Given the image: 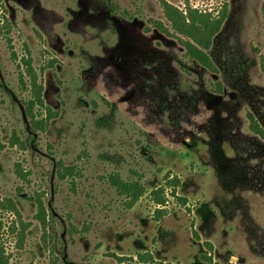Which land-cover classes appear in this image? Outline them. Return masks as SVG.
Returning <instances> with one entry per match:
<instances>
[{"label":"rangeland","instance_id":"374dc122","mask_svg":"<svg viewBox=\"0 0 264 264\" xmlns=\"http://www.w3.org/2000/svg\"><path fill=\"white\" fill-rule=\"evenodd\" d=\"M165 3L225 11L214 69ZM0 22V195L29 227L19 248L0 218L10 264H264V0H0ZM113 173L146 187L132 207Z\"/></svg>","mask_w":264,"mask_h":264},{"label":"trees","instance_id":"16d2710c","mask_svg":"<svg viewBox=\"0 0 264 264\" xmlns=\"http://www.w3.org/2000/svg\"><path fill=\"white\" fill-rule=\"evenodd\" d=\"M165 15L167 19L171 22V25L175 31L182 34L186 37L183 40L186 47V54L191 58L202 65L214 69V66L206 53L204 48L208 49L210 46L211 38L218 31L220 24L222 23L225 17V11L222 13L221 17L218 19L211 18L208 14L199 12L197 10H190L187 14L181 12L178 8L165 3L164 5ZM158 27L160 30L167 31V28L164 27L163 23H158ZM2 24L0 22V33L2 32ZM25 65L27 67V75L29 79V88L31 97L27 101V110L33 116V111L36 106L45 107L49 111L51 110L49 106H47L44 102L43 97V86L38 81L37 73L32 68L30 61H25ZM34 118V116H33ZM36 124L40 125L42 123L41 120L33 119ZM251 126L254 130H257L258 133L263 134L261 129H259V125L255 120L252 119ZM60 174L61 176L72 178V182L74 184V176L78 174L79 170H76L74 166H67L62 168L63 164L60 163ZM62 166V167H61ZM17 174L21 179L27 180L28 174L22 169H17ZM108 180L117 192L120 195H124L127 197V206L132 207L136 202L142 197V195L146 192V187L143 183L137 180H125L119 174L113 173L110 174ZM174 189L172 194L176 196V186L179 184L178 179H173L169 182ZM154 202L157 204H164L166 202L164 188H159L153 192ZM40 207V215L39 220L41 222H45L46 213L44 206L39 201ZM10 216L11 222L8 226V231L10 234L15 235L16 237V245L19 248H22L26 239L28 225L23 221L20 210L16 201L9 197H2L0 195V218H5V216ZM3 216V217H2ZM152 259V258H151ZM11 254L8 252L6 244L3 239L0 241V264H10ZM120 260H122L120 258ZM141 262L144 264H163L161 262H155L152 260V263H149V259L145 257H141ZM53 264V263H52Z\"/></svg>","mask_w":264,"mask_h":264}]
</instances>
